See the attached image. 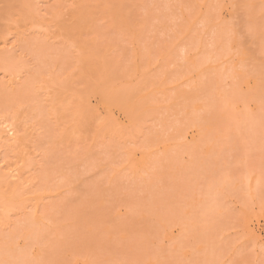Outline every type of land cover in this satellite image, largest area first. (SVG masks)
I'll use <instances>...</instances> for the list:
<instances>
[{
	"label": "rangeland",
	"instance_id": "obj_1",
	"mask_svg": "<svg viewBox=\"0 0 264 264\" xmlns=\"http://www.w3.org/2000/svg\"><path fill=\"white\" fill-rule=\"evenodd\" d=\"M218 1L0 0V35L5 33L17 47L33 30L43 35L41 43L47 47L40 52L41 62L36 58L39 64L33 60L39 66L28 77H33L31 84H24L27 91L13 92V112L9 105L0 107L7 110L0 111V121L11 117L0 125L9 129L17 117L13 134H22L17 147L9 150L10 160L0 162L6 163L0 181L33 162L13 178L18 183L13 182L11 198L0 200V233L10 239L5 232L9 221L38 205L46 224L33 235L47 232L40 243L37 237L30 243L43 248L47 255H41L47 259L36 257L33 248L22 246L21 253H12L8 246L10 250L0 249V264H12L5 262L12 261L10 254H3L9 251L21 255L20 261L26 255L19 264L30 256L33 264H264V7H259L264 0ZM109 19H114L112 26ZM18 51L13 49L12 62H0V76L8 74L6 80H21L23 69L30 66ZM141 79L144 84H139ZM30 120L38 123L33 127ZM25 226L34 225L20 228ZM13 229L17 232L11 239L23 242L24 230Z\"/></svg>",
	"mask_w": 264,
	"mask_h": 264
},
{
	"label": "bare ground",
	"instance_id": "obj_2",
	"mask_svg": "<svg viewBox=\"0 0 264 264\" xmlns=\"http://www.w3.org/2000/svg\"><path fill=\"white\" fill-rule=\"evenodd\" d=\"M213 1V0H212ZM215 1H217V0H215ZM221 1V0H220ZM220 1H218V2H220ZM224 1V0H223ZM249 1V0H248ZM247 1V2H248ZM255 1V0H254ZM79 2H81L82 3V1H79ZM258 2H260V1H258ZM76 3H78L77 1H76ZM202 3V2H201ZM208 3V2H207ZM210 3H212V2H210ZM246 3V2H245ZM250 3V2H249ZM255 3V2H254ZM257 3V2H256ZM263 3H264V1H263ZM215 4V3H214ZM248 4V3H247ZM246 4V5H247ZM252 4H253V2H252ZM261 4V3H260ZM260 4H257V5H260ZM245 5V4H244ZM251 5V4H250ZM223 6H224V4H223ZM248 6V5H247ZM255 6V5H254ZM199 7H200V5H199ZM206 7V6H205ZM208 7V6H207ZM233 7H235V6H233ZM250 7V6H249ZM248 7V8H249ZM256 7V6H255ZM259 7H264V4H263V6H259ZM39 8V7H38ZM41 8H42V6H41ZM218 10H219V8L218 7H216ZM236 8V7H235ZM245 8V7H244ZM210 9H211V11H212V8L210 7ZM217 9H215V10H217ZM246 9V8H245ZM250 9V8H249ZM248 9V10H249ZM255 9V8H254ZM261 9V8H260ZM228 10V9H227ZM236 11H238L237 9H235ZM247 10V9H246ZM247 10V11H248ZM257 10H258V8H257ZM262 10H264V8H262ZM261 10V11H262ZM119 11V10H118ZM122 11H124L123 9H122ZM210 11V10H209ZM249 11H252V10H249ZM248 11V12H249ZM256 11V10H255ZM260 10L259 11H256V13L258 14V12H261ZM228 12H230V10L228 11ZM40 14H41V12H39ZM126 13V12H125ZM205 12L203 11L202 12V14H204ZM206 13H208V12H206ZM215 13V12H214ZM216 13H219V12H216ZM243 13H245V11L243 12ZM242 13V14H243ZM262 13V12H261ZM264 13V12H263ZM109 14V13H108ZM230 14L231 15H236V13H235V11H234V13H231L230 12ZM247 14H250V13H247ZM257 14H253V15H255V16H257ZM201 15V14H200ZM215 15V14H214ZM235 15H234V17H235ZM241 15V14H240ZM244 15V14H243ZM252 15V16H253ZM109 16V15H108ZM126 16V15H125ZM216 16H219L218 14L216 15ZM261 16H262V14H261ZM116 17H118V16H116ZM115 17V18H116ZM122 17V16H121ZM128 17V16H127ZM224 17V16H223ZM240 17V16H239ZM238 17V18H239ZM242 17V16H241ZM245 17V16H244ZM249 18H252L250 15L248 16ZM260 17V16H259ZM263 17V16H262ZM114 18V19H115ZM225 18V17H224ZM227 18V17H226ZM243 18V17H242ZM254 18H257V17H254ZM114 19H113V21H114ZM195 19V18H194ZM199 19V18H198ZM240 19V18H239ZM248 19V18H247ZM262 19V18H261ZM110 20V19H109ZM135 20H137V18L135 19ZM139 20V19H138ZM216 20V22H217V20L218 19H215ZM224 20V19H223ZM249 20V19H248ZM260 20V19H259ZM111 21H112V19L110 20V23H111ZM113 21H112V23H113ZM122 21V20H121ZM139 21H141V20H139ZM188 21V20H187ZM207 21H209V20H207ZM220 21V20H219ZM225 21V20H224ZM224 21H222L223 23H224ZM252 21V20H251ZM251 21H248V22H251ZM256 22H258L257 21V19L255 20ZM254 21V22H255ZM264 21V20H263ZM212 22V21H211ZM247 22V23H248ZM254 22H252L251 23V25L254 23ZM255 22V23H256ZM112 23L110 24L111 26H112ZM125 23V22H124ZM129 24H131L130 22H128ZM127 23V24H128ZM142 23V21L140 22V24ZM201 23H203V22H201ZM241 24H242V22H240ZM244 23V22H243ZM247 23H246V27L248 26L247 25ZM259 23V22H258ZM260 23H262V22H260ZM128 24V25H129ZM189 24V23H188ZM187 24V25H188ZM198 24H200V23H198ZM222 24V23H221ZM227 24V23H226ZM225 24V25H226ZM250 24V23H249ZM257 24V23H256ZM136 25V24H135ZM134 25V26H135ZM142 25V24H141ZM144 25V24H143ZM204 25V24H203ZM254 26H256L255 24H253ZM259 25V24H258ZM263 26H264V24H262ZM124 26V25H123ZM132 26H133V23H132ZM137 26H138V24H137ZM137 26H135L134 28H136ZM195 26H196V24H195ZM198 26V25H197ZM197 26H196V28H197ZM206 25H204V27H205ZM231 26V25H230ZM241 26V25H240ZM242 27V26H241ZM258 27V26H257ZM138 28V27H137ZM137 28L135 29L136 31H137ZM196 28H195V30H196ZM218 28H219V26H218ZM230 28V27H229ZM250 29H251V27H249ZM213 29V28H212ZM215 29V28H214ZM213 29V30H214ZM223 29V28H222ZM231 29V28H230ZM248 29V28H247ZM247 29H245V31L247 30ZM253 29V28H252ZM251 29V30H252ZM30 30V29H29ZM187 30V29H186ZM202 30V29H201ZM216 31H219V30H217V29H215ZM214 30V31H215ZM220 30H221V28H220ZM256 30V29H255ZM2 31V30H1ZM199 31V30H198ZM210 31H211V29H210ZM216 31H215V33H216ZM237 31H239V29L237 30ZM242 31V30H241ZM244 31V32H245ZM3 32V31H2ZM32 32V33H31ZM41 32V31H40ZM143 32V31H142ZM184 32V31H183ZM182 32V33H183ZM190 32H193V30L192 31H190ZM235 32V31H234ZM254 32V31H253ZM33 33H34V35H33ZM39 32H33V30L32 31H30V33H25L24 34V36L23 37H21L22 39L21 40H19V43H18V46H19V49H18V46L16 47V46H14V45H11V43H9V38H7L6 36H4V34L5 33H3V36H1L0 35V62H2V64H3V61H11L12 62V60H10L11 58H13V49H16L17 51L19 50H21L20 52H19V59L21 58H23L22 60H24V61H27L29 64H30V66L29 67H27V68H25V69H23V74H22V76L20 75L19 77H23V78H20L21 80H16V79H13V80H11V79H9V80H6L5 79V77L8 75V74H3V76H0V107L1 108H3L2 106L4 105L5 107L4 108H6L7 107V105H9L8 107H10V109H8V111H10V110H13V108H14V106L12 105L13 103H15V102H13V100H15V97H13V92L17 95V94H19L20 92H19V90L21 89V91H22V88L23 89H25L26 88V90H24V92L25 91H27V87H28V85H30L31 84V82H29L30 81V79L32 78L33 79V77H31V78H28V77H30V76H33L34 75V71H35V68L37 67V66H39V65H37V64H39L37 61V59H39L40 61L39 62H41V57H42V52H43V50H45L44 49V47H45V43L44 44H42L41 43V41H43L42 40V38L41 37H43V35L42 34H38ZM136 33H138V32H136ZM181 33V34H182ZM186 33V32H185ZM196 32L194 31V33H192V36H193V34H195ZM204 34H205V32H203ZM212 33V32H211ZM222 33V32H221ZM238 33V32H237ZM240 33V32H239ZM241 33H243V31L241 32ZM247 33V32H246ZM262 33V32H261ZM2 34V33H1ZM21 34V33H20ZM37 34V35H36ZM207 34H210V33H207ZM218 34H220L219 32H218ZM245 34V33H244ZM252 34V33H251ZM250 34V35H251ZM141 35V34H140ZM140 35H139V37H140ZM188 36H189V33L187 34ZM213 35V34H212ZM257 35V34H256ZM264 35V34H263ZM262 35V36H263ZM9 36V35H8ZM181 36V35H180ZM195 36V35H194ZM204 36V35H203ZM214 36H217L216 34L214 35ZM219 36V35H218ZM218 36H217V38H218ZM138 37V38H139ZM185 37H186V35H185ZM213 37V36H212ZM220 37V36H219ZM224 37V36H223ZM228 37V36H227ZM226 37V38H227ZM230 37V36H229ZM228 37V38H229ZM250 37V36H249ZM264 37V36H263ZM45 38V37H44ZM55 38V37H54ZM53 38V39H54ZM64 38V37H63ZM215 38V37H214ZM225 38V37H224ZM224 38L222 39L223 40V43H224ZM257 38V37H256ZM19 39V38H18ZM134 39V38H133ZM188 39H191V38H188ZM188 39H186V40H188ZM204 39V38H203ZM202 39V40H203ZM231 39V38H230ZM238 39V38H237ZM251 39V38H250ZM259 39V38H258ZM262 39V38H261ZM264 39V38H263ZM45 40V39H44ZM185 40V39H184ZM192 40V39H191ZM201 40V39H200ZM217 40V39H216ZM227 40V39H226ZM232 40V39H231ZM17 41V40H16ZM15 41V42H16ZM21 41V42H20ZM51 41V40H50ZM57 41V40H56ZM134 41V40H133ZM205 41V40H204ZM227 41H229V40H227ZM238 41V40H237ZM54 42V41H53ZM60 42V41H59ZM62 42V41H61ZM65 42V41H64ZM187 42V41H186ZM189 42V41H188ZM58 43V42H57ZM66 43V42H65ZM180 43H184V41L183 40H181V42ZM200 43V42H199ZM205 43H206V41H205ZM222 43V44H223ZM255 43V42H254ZM256 43H258V41H256ZM262 42L260 41V44H261ZM10 44V45H9ZM17 44V43H16ZM21 44V45H20ZM22 44H23V46H22ZM53 44V43H52ZM56 44V43H55ZM198 44V43H197ZM217 44V43H216ZM221 44V45H222ZM226 44V43H225ZM264 44V43H263ZM44 45V46H43ZM172 45V44H171ZM177 45V44H176ZM175 45V46H176ZM181 45V44H180ZM201 45V44H200ZM203 45V44H202ZM219 45V44H218ZM231 45V44H230ZM230 45H228V46H230ZM243 45V44H242ZM244 45H245V43H244ZM251 45H253L254 46V44H252L251 43ZM48 46V45H47ZM178 46V45H177ZM220 46V45H219ZM226 46H227V44H226ZM260 46V45H259ZM261 47V46H260ZM21 48V49H20ZM42 48V49H41ZM45 48H47V47H45ZM50 48H51V46H50ZM235 48V47H234ZM259 48V47H258ZM262 48H263V46H262ZM25 49H28V50H30L31 52H32V54H34L33 55V58L31 57V56H29V55H31V54H29V53H25ZM232 49V48H231ZM58 50V49H57ZM61 50V49H60ZM60 50H58V51H60ZM173 50H174V48H173ZM196 50V49H195ZM205 50V49H204ZM258 51H259V49H257ZM256 50V51H257ZM203 51V50H202ZM233 51H235V50H233ZM248 51V50H247ZM247 51H245V52H247ZM253 51V50H252ZM28 52V51H27ZM41 52V53H40ZM62 51H60V53H61ZM172 52V51H171ZM226 52V51H225ZM248 52H250V50L248 51ZM254 53H255V50L253 51ZM49 53V52H48ZM52 53V52H51ZM59 53V52H58ZM59 53V54H60ZM63 53V52H62ZM143 53V52H142ZM202 53V52H201ZM205 53V52H204ZM228 53V52H227ZM235 53H236V51H235ZM259 53V52H258ZM47 54V53H46ZM50 54V53H49ZM140 54H141V52H140ZM170 54V53H169ZM168 54V55H169ZM198 54V53H197ZM196 54V55H197ZM200 54V53H199ZM250 54H251V52H250ZM257 54V53H256ZM260 54V53H259ZM41 55V56H40ZM43 55H45V51H44V53H43ZM54 55V54H53ZM196 55H194V56H196ZM202 55V54H201ZM222 55V54H221ZM224 55H226V54H224ZM246 55V54H245ZM59 56V55H58ZM137 56H140V55H137ZM193 56V57H194ZM228 56H229V54H228ZM234 56V55H233ZM233 56H231V57H233ZM236 56V55H235ZM35 57V58H34ZM54 57V56H53ZM141 57H142V55H141ZM196 57H198V56H196ZM244 57V56H243ZM249 57V56H248ZM247 57V58H248ZM255 57V56H254ZM254 57H251L250 59H252V58H254ZM37 58V59H36ZM44 58V57H43ZM51 58V57H50ZM60 59H61V57H59ZM64 58V57H63ZM137 58V57H136ZM139 58V57H138ZM224 58V57H223ZM258 58V57H257ZM257 58H255V59H257ZM260 58V57H259ZM54 59H56V58H54ZM87 58H85V60H86ZM140 59V58H139ZM143 59H145V58H143ZM194 59H195V57H194ZM249 59V58H248ZM17 60V59H16ZM21 60V61H22ZM33 60H36L35 62H37V64L36 63H34V61ZM61 60H63V59H61ZM84 60V63H86V61ZM90 60V59H89ZM136 60V59H135ZM142 60V59H141ZM163 60V59H162ZM207 59H205V61H206ZM231 60V59H230ZM233 60V59H232ZM239 60V59H238ZM261 60V59H260ZM263 60V59H262ZM17 61H19V60H17ZM24 61H22L23 63H24ZM48 61V60H47ZM88 61V60H87ZM144 61V60H143ZM142 61V63H144ZM196 60H194V62H195ZM215 61V60H214ZM222 61H223V59H222ZM226 61V60H225ZM245 61V60H244ZM22 62H20V63H22ZM44 62H45V60H44ZM43 62V63H44ZM55 62V61H54ZM53 62V63H54ZM59 62V61H58ZM189 62V61H188ZM216 62V61H215ZM219 62H221V60L219 61ZM231 62V61H230ZM247 62V61H246ZM257 62V61H256ZM261 62V61H260ZM50 63V62H49ZM88 63H89V61H88ZM91 63V62H90ZM147 63V62H146ZM149 63V62H148ZM192 63V62H191ZM225 63V62H224ZM240 63V62H239ZM35 64V65H34ZM45 64H47V62H45ZM75 65L77 64V63H74ZM153 64V63H152ZM190 64V63H189ZM221 64V63H220ZM260 64V63H259ZM264 64V63H263ZM4 65V64H3ZM50 65V64H49ZM57 65V64H56ZM142 65H144V64H142ZM159 65V64H158ZM242 65V64H241ZM47 66V65H46ZM72 66V65H71ZM71 66H69V69H70V67ZM77 66V65H76ZM202 66V65H201ZM244 66V65H243ZM252 66V65H251ZM1 68L2 67H4V66H0ZM9 66H7V68H8ZM23 67H24V65H23ZM50 67V66H49ZM68 67V66H67ZM75 67V66H74ZM82 67H83V65H82ZM145 67H147V66H145ZM145 67H143V68H145ZM151 67V66H150ZM14 68V67H13ZM33 68H34V70H33ZM59 67H57V69H58ZM73 68V67H72ZM85 68H88L87 67V65L85 64ZM140 68H142V67H140ZM139 68V69H140ZM160 68V66L158 67V69ZM146 69V68H145ZM50 70H51V68H50ZM54 70H55V68H54ZM66 70H68L67 68H65V71ZM121 70V69H120ZM119 70V71H120ZM135 70V69H134ZM148 70V69H147ZM156 70V69H155ZM210 70H212L211 68H210ZM1 71H2V69H1ZM4 72L5 71H8V70H3ZM2 71V72H3ZM13 71V70H12ZM42 71H43V69H42ZM41 71V72H42ZM49 71V70H48ZM47 71V72H48ZM52 71V70H51ZM62 72V70L60 69V70H58V72L59 73H61ZM64 71V70H63ZM82 71H85V73H86V69L85 70H82ZM198 71V70H197ZM202 71H204V69L202 70ZM205 71H206V69H205ZM209 71V70H208ZM10 72V71H9ZM19 72V71H18ZM32 72V73H31ZM36 72V71H35ZM53 72V71H52ZM55 72H57V70L55 71ZM73 73H75L74 72V70L72 71ZM77 72V71H76ZM125 72V71H124ZM127 72V71H126ZM125 72V73H126ZM153 72V71H152ZM156 72V71H155ZM194 72V71H193ZM264 72V71H263ZM17 73V72H16ZM44 73V72H43ZM71 73V72H70ZM140 73V72H139ZM205 73V72H204ZM209 73V72H208ZM241 73V72H240ZM20 74V73H19ZM18 74V75H19ZM30 74V75H29ZM40 74V73H39ZM46 74V73H45ZM45 74H44V76H45ZM51 74V73H50ZM58 74V73H57ZM62 74V73H61ZM60 74V75H61ZM64 74V73H63ZM63 74H62V76H63ZM79 74V73H78ZM81 74H83L82 72H81ZM80 74V76H82ZM122 75H124L123 74V72L121 73ZM129 74V73H128ZM148 74V73H147ZM151 74V73H150ZM149 74V75H150ZM203 74V73H202ZM1 75V74H0ZM68 75H69V73H68ZM86 75V74H85ZM189 75V74H188ZM187 75V76H188ZM204 75V74H203ZM260 75V74H259ZM40 76V75H39ZM39 76H38V78H39ZM48 76V75H47ZM52 76H54V75H52ZM56 76V75H55ZM54 76V77H55ZM59 76V75H58ZM65 76H67V74L65 75ZM70 76V75H69ZM74 77L76 76V75H73ZM80 76H77V78L79 77L80 78ZM190 76V75H189ZM8 77V76H7ZM57 77V76H56ZM68 77V76H67ZM146 77V76H145ZM186 77V76H185ZM194 77V76H193ZM248 76H246V78H247ZM45 78V77H44ZM49 78V77H48ZM53 78V77H52ZM82 78V77H81ZM124 78H125V76H124ZM144 77H142V79H143ZM146 78H148V75H147V77ZM187 78V77H186ZM260 78H261V76H260ZM259 78V79H260ZM5 79V80H4ZM8 79V78H7ZM25 79V80H24ZM27 79V80H26ZM41 79V78H40ZM42 79H43V77H42ZM41 79V80H42ZM62 79V78H61ZM142 79L140 80V82H139V84H142L143 82H142ZM263 79V78H262ZM262 79H260V80H262ZM29 80V81H28ZM51 80H53V79H51ZM56 80V79H55ZM63 80H64V78H63ZM137 80H138V78H137ZM137 80H136V82H137ZM146 80V79H145ZM150 80V79H149ZM193 80V79H192ZM20 81V82H19ZM23 81V82H22ZM33 81V80H32ZM38 81V80H37ZM44 81V80H43ZM48 81V80H47ZM58 81V80H57ZM147 81V80H146ZM187 81V80H186ZM189 81V80H188ZM4 82H6V83H4ZM28 84V85H24V84H26V83ZM34 82H36V81H34ZM52 82V81H51ZM60 82V81H59ZM137 82V83H138ZM142 82V83H141ZM162 82H164V81H162ZM30 83V84H29ZM37 83V82H36ZM39 83V82H38ZM145 83V82H144ZM143 83V84H144ZM57 84V83H56ZM60 84H62V83H60ZM59 84V85H60ZM127 84V83H126ZM139 84H137V85H139ZM3 85H6V86H4L3 87ZM132 85V84H131ZM250 85V84H249ZM254 85V84H253ZM36 86V85H35ZM34 86V87H35ZM55 86V85H54ZM54 86H52V88L54 87ZM57 86V85H56ZM123 86V85H122ZM4 88V89H3ZM39 88V87H38ZM57 88H59L58 86H57ZM128 88H130V87H128ZM128 88L126 89V90H128ZM143 88V87H142ZM55 89V88H54ZM61 88H59V90H60ZM31 90V89H30ZM32 90H33V88H32ZM50 90V89H49ZM142 90H144V89H142ZM54 91V90H53ZM123 91V90H122ZM129 91V90H128ZM145 91V90H144ZM152 91V90H151ZM16 92H19V93H16ZM40 92V91H39ZM43 92V91H42ZM55 92L56 93H58V91H56V89H55ZM61 92L63 93V91H60V93L59 94H61ZM138 91H136V93H137ZM143 92V91H142ZM30 93V92H29ZM125 93V92H124ZM127 93V92H126ZM139 93H141V91H139ZM21 94V93H20ZM19 94V95H20ZM32 94V93H31ZM49 94H50V92H49ZM128 94V93H127ZM149 93H147V95H148ZM23 95V94H22ZM21 95V96H22ZM26 95V94H25ZM30 95V94H29ZM32 95H34V93L32 94ZM32 95H30V96H32ZM54 95H56V94H54ZM123 95V94H122ZM129 95V94H128ZM27 97H28V95H26ZM45 96V95H44ZM47 96H48V93H47ZM46 96V97H47ZM59 96V95H58ZM23 97V96H22ZM38 97V96H37ZM52 97V96H51ZM50 97V98H51ZM57 96H55L54 97V100H56L55 102L57 103L58 101H61V103H62V100H60L59 98H61V97H59V98H57L58 99V101H57V99H55ZM148 97V96H147ZM14 98V99H13ZM36 98V97H35ZM88 98V97H87ZM145 98V97H144ZM143 98V99H144ZM24 99V98H23ZM31 99V98H30ZM38 99H40V98H38ZM52 99V98H51ZM63 99V98H62ZM27 100V99H26ZM36 101H37V99H35ZM35 100L33 101V102H35ZM41 100V99H40ZM49 99H47V101H48ZM78 100H80V99H78ZM77 100V101H78ZM138 100V99H137ZM146 100V99H145ZM16 101L19 103V102H21V101H23V100H20L19 99V101H18V98L16 97ZM25 101V100H24ZM30 100H28V102H29ZM32 101V100H31ZM30 101V102H31ZM38 102V101H37ZM40 102V101H39ZM51 102V101H50ZM49 102V103H50ZM55 102H52V105H54L55 104ZM70 102H72V104H73V100L72 101H70ZM69 102V104H71ZM76 102V101H75ZM75 102H74V104H75ZM83 102H85L84 100H83ZM18 103H17V105H18ZM47 103V106H48V102H46ZM45 103V104H46ZM58 103H60V102H58ZM11 104V105H10ZM23 104V103H22ZM25 104H27V102L25 103ZM15 105H16V103H15ZM56 105V104H55ZM22 107H18L16 110L17 111H19V109H20V111H21V108L23 109L24 108V106L23 105H21ZM35 106V105H34ZM38 106H39V104H38ZM43 106V105H42ZM50 106H51V103H50ZM57 106V105H56ZM17 107V106H16ZM15 107V108H16ZM26 107V106H25ZM33 107V106H32ZM36 107V106H35ZM72 107H75V105L73 106L72 105ZM72 107H70V108H72ZM78 107V106H77ZM39 108V110L41 109L40 108V106L38 107ZM49 108V107H48ZM50 108H52V107H50ZM54 108V107H53ZM66 108V107H65ZM30 109V108H29ZM32 109V108H31ZM31 109H30V111H31ZM45 109V108H44ZM2 110H4V112L5 111H7L6 109H0V111H2ZM33 111H34V109H32ZM41 110H43V109H41ZM72 111H77L76 109H71ZM29 111V112H30ZM38 111V110H37ZM36 111V112H37ZM47 111V110H46ZM55 111V110H54ZM80 111V110H79ZM10 112H13V111H10ZM10 112H8V114H10ZM39 112H42V111H39ZM57 112H58V107H57ZM57 112H52V113H57ZM83 112V111H82ZM1 113V112H0ZM5 113H7V112H5ZM24 113V112H23ZM38 113V112H37ZM76 113H79V112H76ZM17 114V113H16ZM20 114L21 113H19V116H20ZM40 114H42V113H40ZM39 114V115H40ZM81 114H83V113H81ZM80 114V115H81ZM2 115V114H1ZM12 115H13V113H12ZM28 115V114H27ZM35 114H33V116H34ZM43 115H46V114H43ZM58 115V114H57ZM63 116H64V114H62ZM78 115V114H77ZM7 116H10V115H7ZM17 116V115H16ZM63 116H61V117H63ZM6 117V116H5ZM15 117V116H14ZM38 117V116H37ZM46 117V116H45ZM58 117V116H57ZM1 118V117H0ZM11 118V117H10ZM10 118H8V119H10ZM13 118V117H12ZM29 118V117H28ZM36 118V117H35ZM41 118V117H40ZM40 118H39V120H40ZM60 118V117H59ZM7 119V120H8ZM15 119H17V117L15 118ZM15 119H13L12 121L14 122V120ZM19 119H20V117H19ZM49 119L50 118H48V122L47 123H45V124H48L50 121H49ZM58 119V118H57ZM57 119H56V121H57ZM7 120H3L2 119V121H7ZM22 120V122L24 121L23 119H21ZM20 120V121H21ZM38 120V121H39ZM2 121H0V123L2 122ZM11 121V124L9 125V129H7L6 127H4L3 128V124H1L2 125V127H0V162L2 161V160H4V161H6L7 162V160H6V157H8V160H10V155L8 156V154H10L11 153V151H9L10 149L11 150H13V147H17V144H18V141H20L21 139H22V134L21 135H19V133H17V131L15 132L14 131V134H13V130H16L17 128H15V129H13L15 126H13V122ZM18 120H16V122H17ZM31 121V120H30ZM30 121H28L29 123H30ZM36 121H37V119H36ZM45 121H47L46 119H45ZM60 121V120H59ZM19 122V121H18ZM22 122H19L20 123V125H21V123ZM24 122H26V121H24ZM34 122H35V120H34ZM3 123V122H2ZM15 123V122H14ZM38 123V122H37ZM37 123H35L34 125H36ZM43 123V121L41 122V124ZM59 123V122H58ZM27 124V123H26ZM31 124H32V121H31ZM40 124V123H39ZM38 124V126H39V129L40 128H42L41 127V125H39ZM44 124V125H45ZM0 125V126H1ZM6 125V124H5ZM8 125V124H7ZM33 125V124H32ZM34 125H33V127H34ZM43 125V124H42ZM43 125V126H44ZM49 125V124H48ZM47 125V126H48ZM50 125H51V123H50ZM29 126V125H28ZM18 127V126H17ZM21 127V126H20ZM30 127V126H29ZM54 127V126H53ZM53 127H51V128H53ZM22 128H23V125H22ZM36 128H38V127H36ZM45 128L46 129H48L47 127H45L44 126V132H46V130H45ZM30 129H32V128H30ZM38 129V130H39ZM21 130V129H20ZM26 130V129H25ZM37 130V129H36ZM37 130V132L36 133H38V132H40V131H38ZM41 130V129H40ZM50 130V129H49ZM201 130V129H200ZM204 130V129H203ZM202 130V131H203ZM28 131V130H27ZM48 131V130H47ZM28 132H32V130H30V131H28ZM43 131H42V134L44 133ZM24 133V132H23ZM33 133V132H32ZM34 134V133H33ZM45 134V133H44ZM43 134V135H44ZM47 134V133H46ZM50 134V133H49ZM48 134V135H49ZM13 135H15V136H13ZM29 135V134H28ZM31 135V134H30ZM42 135V136H43ZM23 136H24V134H23ZM27 136V135H26ZM26 136H24V137H26ZM37 136H38V134H37ZM40 136H41V133H40ZM40 136H38V138L40 137ZM46 135H44V137H45ZM44 137H42L43 139H44ZM40 139H41V137H40ZM143 139H144V137H143ZM25 140V139H24ZM39 140V139H38ZM42 140V139H41ZM21 144V143H20ZM20 144H19V147H20ZM159 144V143H158ZM175 144V143H174ZM214 144V143H213ZM22 145H24V143L22 142ZM34 145V144H33ZM32 145V146H33ZM38 145V144H37ZM35 146H36V143H35ZM25 148V147H24ZM36 148H37V146H36ZM17 149V148H16ZM15 150V149H14ZM18 151H20V150H18ZM18 151H17V153H18ZM29 151V150H28ZM31 151H33V150H31ZM13 152V151H12ZM24 152V151H23ZM30 152V151H29ZM25 153V152H24ZM32 153H34V152H32ZM42 154V153H41ZM144 154V153H143ZM147 154V153H146ZM19 155V154H18ZM25 155H26V153H25ZM43 155V154H42ZM28 156H29V154H28ZM37 156V155H36ZM13 158V157H12ZM19 158H20V156H19ZM27 159H29V158H26V160ZM21 160V159H20ZM23 160V159H22ZM18 161H19V159H18ZM3 162V161H2ZM9 162V161H8ZM24 162V161H23ZM27 162V161H26ZM26 162H24V163H26ZM37 162L38 161H35V163L37 164ZM19 163V162H18ZM23 163V164H24ZM29 163H33L32 161H31V159H30V161H28V165H29ZM0 164H2V163H0ZM6 163H3V165H5ZM21 164V163H20ZM23 164H21V165H23ZM25 165L26 167L28 166V165ZM39 164H41V163H39ZM43 165H44V163H42ZM3 165H0V170H2L3 169ZM16 165H17V163H16ZM42 165V166H43ZM42 166H41V169H43L42 168ZM5 167H7V166H5ZM15 167V166H14ZM13 167V168H14ZM20 167V166H19ZM19 167H18V169H19ZM26 167H22L21 166V168L19 169V171H18V173L16 172V173H14L13 174V172L12 171H10V172H12V173H10V174H8V176L7 175H5L6 176V178L5 179H3V180H1L0 181V200L3 202V199H4V202L7 200V199H10L11 198V196H10V194L12 193V191H13V182H15V181H13V178L14 177H19V176H17V175H20V174H22L23 173V170L25 169V172H26ZM29 167H30V165H29ZM39 167V166H38ZM23 168V169H22ZM6 169V168H5ZM17 169V168H16ZM4 170V169H3ZM21 170V171H20ZM28 170V169H27ZM39 169L37 168V171H38ZM44 171V170H43ZM30 172V171H29ZM42 172V171H41ZM8 173H9V170H8ZM37 173V172H36ZM38 173H40L39 171H38ZM43 173V172H42ZM41 173V174H42ZM45 174V173H44ZM1 175H3L2 173H1ZM47 175V174H46ZM49 175V174H48ZM47 175V176H48ZM21 176V175H20ZM34 176V175H33ZM37 176H39V175H37ZM43 177H45L44 175H42ZM41 176V177H42ZM2 177V176H1ZM40 177V176H39ZM50 177V176H49ZM46 178V177H45ZM19 179V178H18ZM35 179V178H34ZM40 179V178H39ZM46 180V179H45ZM48 180V179H47ZM111 180H113V179H111ZM255 180H256V178H255ZM42 181H43V179H42ZM261 181V180H260ZM41 181L39 180V183H40ZM210 182H212V180L210 181ZM254 182V181H253ZM15 183H18V181H16ZM20 183V182H19ZM44 183V182H43ZM261 183V182H260ZM255 184V183H254ZM259 184V183H258ZM40 185V184H39ZM260 185V184H259ZM5 187V188H3V187ZM22 186H24V185H22ZM261 186V185H260ZM20 187V186H19ZM25 187V186H24ZM254 187H256V185L254 186ZM253 187V188H254ZM16 188V187H15ZM24 189V188H23ZM29 189V188H28ZM31 189V188H30ZM258 189V188H257ZM212 190V189H211ZM259 190V189H258ZM24 191V190H23ZM28 192V191H27ZM263 192H264V190H263ZM210 194V193H209ZM215 194V193H214ZM252 194V193H251ZM211 195H212V193H211ZM62 196V195H61ZM213 197V196H212ZM254 198V197H253ZM50 199V198H49ZM56 199H58V198H56ZM210 199V198H209ZM60 200V199H59ZM202 200V199H201ZM212 201V200H211ZM212 203V202H211ZM205 204V203H204ZM0 205H1V203H0ZM25 205V204H24ZM35 205V204H34ZM45 206H46V204H45ZM208 206V205H207ZM214 206V205H213ZM205 207V206H204ZM201 208H203V207H201ZM206 208V207H205ZM29 209V208H28ZM32 209V208H31ZM45 209V208H44ZM23 210V209H22ZM209 210V209H208ZM24 211V212H23ZM22 211V213H23V215H22V213H21V215H19V214H17L20 218H18L17 220H13L14 221V223H13V221L12 220H10L9 222H10V226L9 227H6L5 229H7V231H5L4 229V231L11 237V238H13L12 236L15 234V231H16V229L14 230L13 229V227L15 226V227H17V229H20V231L22 232L23 230H24V232H23V234L21 233L20 235H21V237H23L22 239H23V242H21V241H19V243L18 242H15L16 241V239H15V241L13 240V239H11L10 237H8V238H10V239H8V240H13V244H11V243H9V241L3 236V233L4 232H1L0 233V249L1 250H3V248H1V247H5L7 250H10L9 248H7L8 246L11 248V251H12V253H15V250L17 249V251H19L20 252V250H23L22 248H24L25 249V246H27L28 248L30 247V249H32L33 247L31 246V245H34V243H30L31 241H32V239L33 238H36L33 234H35L36 233V230H35V233H34V229H39V230H41L42 231V229H45V222H44V216H43V214L40 212V210H39V207H38V205H36L35 207H34V210L32 211V212H30V213H26L25 212V210H23ZM30 211V210H29ZM43 211V210H42ZM46 211V210H45ZM28 214H30V215H28ZM111 215V214H110ZM204 215H205V213H204ZM45 216H47L46 214H45ZM206 216H208V215H206ZM48 220V219H47ZM16 221H19V223H17ZM31 222V224H30V222ZM46 222H48V221H46ZM16 223H17V226H16ZM20 223H21V225H20ZM49 223V222H48ZM7 224L8 223H6V225L5 226H7ZM22 224H23V226H24V224H29V225H34L32 228H27V226H25L24 228H20L21 226H22ZM72 224H74V223H72ZM71 224V225H72ZM14 225V226H13ZM81 226V225H80ZM30 227V226H29ZM43 227V228H42ZM48 227V226H47ZM56 228V227H55ZM55 228H54V230H55ZM92 228V227H91ZM22 229V230H21ZM46 229H48V228H46ZM53 229V228H52ZM2 230V229H1ZM49 230H51V229H49ZM92 231H93V229H91ZM108 230V232H109V229H107ZM38 231V230H37ZM41 231H39V232H37V233H39L40 235L37 237V241H38V239L40 238H42V237H44V235L43 234H46V232L47 231H45V230H43V231H45V232H41ZM53 231V230H52ZM51 231V232H52ZM59 231V230H58ZM91 231V232H92ZM102 231H104V230H102ZM17 232V231H16ZM41 232V233H40ZM54 232V231H53ZM50 232H48V234H49ZM58 233V232H57ZM90 233V232H89ZM41 234H42V237H41ZM12 235V236H11ZM19 235V236H20ZM90 235H92V234H90ZM167 235V234H166ZM18 236V237H19ZM34 236V237H33ZM20 238V237H19ZM90 238H92L91 236H90ZM29 239H30V241H29ZM96 239V238H95ZM84 241H88V240H83V242ZM39 243H40V240L38 241ZM6 243H8L7 245H6ZM15 243H18L17 245H18V247L19 248H16V245H15ZM87 243V242H86ZM3 244V245H2ZM35 244H37V242L35 243ZM88 244H90V242L88 243ZM5 245V246H4ZM10 245H13L12 247L10 246ZM30 245V246H29ZM38 245V244H37ZM23 246V247H22ZM22 247V248H21ZM26 247V249H28ZM94 247V246H93ZM38 248H41V247H39L38 246ZM38 248H36V249H32L31 250V252L36 256V257H40V255H41V252H43L44 250H40V249H38ZM85 248H87V247H85ZM4 250V251H7V250ZM90 249V248H89ZM1 250H0V253H1ZM14 250V251H13ZM88 250V249H87ZM11 251H9V252H4L3 254H6V253H9L10 255H9V257H11V260L12 261H10V259H8L9 261H7V260H5V262H11L12 264H14L15 263V261L17 262L16 264H19L21 261H22V263H24L25 262V260L24 259H26V257L25 258H23L24 256H26V255H24V253L25 254H28V256L30 255L29 253L30 252H28L27 250V253H26V251H24V253H22V255H24V256H22V260L20 261L19 259H20V257H21V255H19V257L16 255V257H14V256H12V253H10ZM21 253V252H20ZM20 253H17V254H20ZM43 253H45L46 254V252L44 251ZM44 254V255H45ZM8 255V254H7ZM47 255V254H46ZM45 255V256H46ZM51 255V254H50ZM6 256V255H5ZM33 256V255H32ZM34 256V257H35ZM43 255H41V258H43L42 257ZM53 256V255H52ZM7 258H9L8 256H6ZM14 258V260H13V258ZM18 257V258H17ZM47 257V256H46ZM43 258V259H47V258ZM27 258H29V260L27 259V262H26V264H28L29 263V261L31 262V264H33L34 263V261H31L32 259H31V256L30 257H27ZM48 258H49V256H48ZM51 258V257H50ZM50 258H49V260H50ZM53 258V257H52ZM2 259V258H1ZM18 261H17V260ZM31 259V260H30ZM34 259V258H33ZM43 259H41L42 261H43ZM54 259V258H53ZM4 260V259H3ZM23 260H24V262H23ZM41 260H39V262L41 261ZM52 260V259H51ZM50 260V261H51ZM79 260V259H78ZM36 261V260H35ZM38 261V260H37ZM48 261V260H47ZM82 261H83V259H82ZM3 262V261H2ZM5 262H3V263H5ZM19 262V263H18ZM33 262V263H32ZM84 262V261H83ZM150 262V261H149ZM153 262V261H152ZM151 262V263H152ZM1 263V262H0ZM44 263V262H43ZM47 263V262H46ZM45 263V264H46ZM79 263V262H78ZM81 263V262H80ZM7 264V263H6ZM9 264V263H8ZM41 264V263H40ZM48 264H50L49 263V261H48ZM52 264H55V262L54 263H52ZM88 264H90L89 262H88ZM150 264V263H149Z\"/></svg>",
	"mask_w": 264,
	"mask_h": 264
}]
</instances>
